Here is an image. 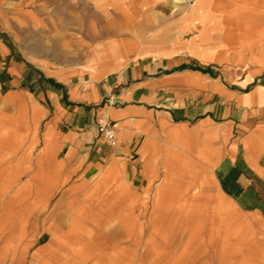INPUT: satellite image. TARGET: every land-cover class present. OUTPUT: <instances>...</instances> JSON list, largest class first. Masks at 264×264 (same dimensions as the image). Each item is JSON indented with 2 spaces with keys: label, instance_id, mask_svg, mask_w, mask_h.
I'll return each instance as SVG.
<instances>
[{
  "label": "crops",
  "instance_id": "0c3cea01",
  "mask_svg": "<svg viewBox=\"0 0 264 264\" xmlns=\"http://www.w3.org/2000/svg\"><path fill=\"white\" fill-rule=\"evenodd\" d=\"M138 207L143 264H264V0H0V264L133 262Z\"/></svg>",
  "mask_w": 264,
  "mask_h": 264
},
{
  "label": "rangeland",
  "instance_id": "374dc122",
  "mask_svg": "<svg viewBox=\"0 0 264 264\" xmlns=\"http://www.w3.org/2000/svg\"><path fill=\"white\" fill-rule=\"evenodd\" d=\"M158 1V5L159 6H164V5H169L172 6L173 9L175 10V12L179 11L181 8L184 7H193V6H197V0H157ZM140 33V32H139ZM144 34V33H143ZM137 212H140V214H138L137 216V224L138 226L142 225V233H141V244L134 247V250L136 251L137 255H136V260L134 259L133 262L127 261V264H143L141 261H137L139 260L140 255H142V252L145 250L146 248V244L148 243L147 239L149 238V235L151 234V228H150V216H149V211L148 210H144L143 207H138ZM91 217V215H89ZM66 216L63 215V220L61 221V224H67L68 222L65 221ZM85 218H88L87 216ZM91 221H93L91 219ZM107 226V224H106ZM136 230H138V228H136ZM137 232V231H136ZM47 237H42L40 239H38L36 242L37 245L42 244L43 242L47 241ZM168 242L171 244L168 247H164V245H158V250L157 252H155V258L151 259L150 262L152 261H157L159 259V264H165L163 262L162 257L160 256V254H162V256H165V258H168L169 260L173 257H175L174 259V264L176 262V260L178 261L179 259H182V261H178L177 264H197L196 261L198 260V256H197V249H198V242L197 240H189L188 243L187 242V237H181V234H179V237L177 236H172L170 238H168ZM184 257V260H183ZM127 260V259H126ZM149 262V264H150ZM88 263V262H87ZM146 264L147 261H145Z\"/></svg>",
  "mask_w": 264,
  "mask_h": 264
},
{
  "label": "built area",
  "instance_id": "2783aa9c",
  "mask_svg": "<svg viewBox=\"0 0 264 264\" xmlns=\"http://www.w3.org/2000/svg\"><path fill=\"white\" fill-rule=\"evenodd\" d=\"M109 104H112L114 101L110 97L108 99ZM97 131L103 138L107 141L110 146H114L116 143V135L114 132V125L106 114L99 116L97 120Z\"/></svg>",
  "mask_w": 264,
  "mask_h": 264
}]
</instances>
